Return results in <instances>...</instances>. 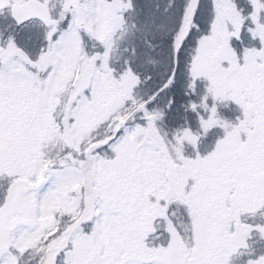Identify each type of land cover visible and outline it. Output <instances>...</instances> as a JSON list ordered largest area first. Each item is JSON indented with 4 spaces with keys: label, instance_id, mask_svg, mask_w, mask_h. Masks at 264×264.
I'll use <instances>...</instances> for the list:
<instances>
[{
    "label": "snow or ice",
    "instance_id": "6c2138e0",
    "mask_svg": "<svg viewBox=\"0 0 264 264\" xmlns=\"http://www.w3.org/2000/svg\"><path fill=\"white\" fill-rule=\"evenodd\" d=\"M0 264H264V0H0Z\"/></svg>",
    "mask_w": 264,
    "mask_h": 264
}]
</instances>
